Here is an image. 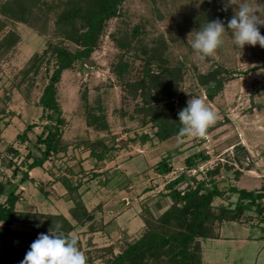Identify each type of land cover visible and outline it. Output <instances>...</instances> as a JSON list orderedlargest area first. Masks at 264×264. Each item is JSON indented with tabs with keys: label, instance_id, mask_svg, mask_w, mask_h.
Wrapping results in <instances>:
<instances>
[{
	"label": "rangeland",
	"instance_id": "1",
	"mask_svg": "<svg viewBox=\"0 0 264 264\" xmlns=\"http://www.w3.org/2000/svg\"><path fill=\"white\" fill-rule=\"evenodd\" d=\"M240 2L244 0H236ZM246 2L257 15L264 16V0ZM237 9L238 5L228 0H122L117 15L103 21V31L90 57L64 70L56 84L65 119L61 143L66 149L52 155L41 168L30 170L31 179L24 183L19 181V170L13 174V167L24 169L20 162L28 152L39 155L34 142L46 121L40 118L42 108L37 102L52 71V64L45 61L37 70H28L31 58L49 41L70 49L76 45L54 33L53 19L60 8L52 7V0L44 4L37 29L0 10L4 22L0 42L9 32L15 34V41L7 49L0 46V182L6 190L11 187L8 180L17 185L16 210L62 215L73 224L67 235H78V247L87 256V264H111V258L127 242H134L143 233L145 220L155 222L168 208L171 199L165 185L181 172L196 180L208 179L207 170L218 167L213 180L223 195L213 198L214 207H234L238 196L230 192L233 186L264 192V48L246 44L242 49L234 44L227 23ZM220 10L224 15H218ZM207 12L213 20L224 22L226 30L224 43L215 55L201 57L188 41L207 21H213L206 19ZM258 27L263 35L264 25ZM124 34L129 42L127 49L117 43ZM154 50L162 65L179 69L175 102L182 99L187 105L191 96L199 97L217 114L205 137L159 140L154 123L140 111L139 92L133 94L123 85L124 80L141 78L144 60ZM120 58L128 62L123 80L112 71ZM155 60L152 66L156 70L159 62ZM216 69L225 80L222 89L210 98L198 76ZM98 105L107 123L103 130L87 124L89 113H99ZM31 123L36 126L28 131V140L20 142L17 134ZM141 134L149 138L142 142ZM97 138L107 146L102 161H96L89 154V146L80 143ZM197 152L207 154L209 159L186 169L185 158ZM164 157L170 158L172 170L159 174L155 166ZM9 160L15 165L8 166ZM63 177L73 185L79 184L76 192L63 187ZM72 197H79L89 215L81 223L71 213L75 206ZM259 203L264 207V198ZM263 214L253 208L243 211L235 221L215 223L219 238L200 240L202 263L264 264ZM31 224L17 221L11 227L31 230ZM19 250L13 252L21 260L25 253Z\"/></svg>",
	"mask_w": 264,
	"mask_h": 264
},
{
	"label": "trees",
	"instance_id": "2",
	"mask_svg": "<svg viewBox=\"0 0 264 264\" xmlns=\"http://www.w3.org/2000/svg\"><path fill=\"white\" fill-rule=\"evenodd\" d=\"M122 0H52V7L60 8L55 12L54 22L57 35L62 40H66L76 48L69 47L59 43H47V47L40 53L34 54L28 70H37L43 61L52 64V71L47 83L44 85L38 106L42 108L41 119L46 123L42 125L41 132L37 135L34 142L39 151V155L28 152L21 160L24 169L19 166L13 167V174L19 170L21 173L20 182L31 179L29 171L35 168H41L43 164L66 149L65 144L61 143L63 126L65 119L62 114L60 104L57 99L56 84L60 80L61 73L71 68L75 62L83 61L90 57L97 46L98 38L103 31V21L114 17L118 13V6ZM47 0H4L0 4L1 13L8 15L29 26L36 28V22L43 13L44 4ZM218 15H222L220 10ZM207 20H213V16H208ZM224 15V14H223ZM45 16V15H44ZM40 19V18H39ZM46 23V20H43ZM4 26L3 20H0V29ZM138 31L137 27L134 29ZM263 35H264V29ZM127 34L117 40L120 47L128 48L129 42ZM15 34L9 32L0 42V46L7 49L14 41ZM158 52L151 53L144 60L142 76L137 81L124 80L123 85L131 90L133 94L139 92L142 104L140 111L148 117L149 122H153L156 131L155 136L163 141L172 136H179V129L182 127L178 121V112L186 107L184 100L177 102L173 99V94L177 91V84L180 80L179 69H168L162 65V60ZM157 59L156 70L152 66V61ZM156 61V60H155ZM128 70V62L120 58L112 67V71L119 79H124ZM225 72V70H224ZM220 70L208 72L198 76V82L204 86L208 97H212L222 89L225 77L219 76ZM98 114L87 115V124L97 130L107 128L105 116L101 107L98 105ZM36 124H28L22 133L17 134L20 142L28 140L27 133ZM149 138L146 134H141L139 139L145 141ZM80 143L87 144L89 154L102 161L106 158L107 146L102 138L93 141L81 140ZM100 147L98 150L97 148ZM9 149V148H8ZM12 150V149H10ZM14 155H18L16 150ZM209 156L202 152L188 155L185 160V168L191 169L199 163L207 161ZM15 165L9 160L8 166ZM159 174H167L172 170L169 157L159 160L155 166ZM218 167L207 170L209 178L196 180L194 176H187L181 172L175 178L169 180L165 185L168 190V196L171 204L161 215L151 222L145 220V230L134 242H127L118 254H115L111 264H203L201 259L200 240L208 238H219L214 226L215 223L223 221L237 220L243 211L254 210L262 215L264 207L259 201L264 198V192L245 190L242 188L230 187V192L237 194V201L234 207L212 205L214 197H221L222 191L218 189L213 180ZM11 185L6 190L4 183L0 182V264H20L24 259L18 260V256L13 252L15 248L20 249L21 253L30 250L31 243L37 239L39 233H48L49 229L55 227L53 222L61 224L60 231L66 235L73 229V224L62 215L43 214L40 212H19L16 210V203L19 199L17 185L7 182ZM185 183L184 189L178 186ZM209 183L211 186L207 187ZM61 184L68 192H76L79 184L73 185L70 179L63 177ZM75 206L72 210L73 218L77 223H81L84 218H88L86 209L79 199L72 197ZM17 221L32 223L31 230H22L12 228V224ZM264 222V214L260 217ZM22 248V249H21ZM110 249V248H108Z\"/></svg>",
	"mask_w": 264,
	"mask_h": 264
},
{
	"label": "clouds",
	"instance_id": "3",
	"mask_svg": "<svg viewBox=\"0 0 264 264\" xmlns=\"http://www.w3.org/2000/svg\"><path fill=\"white\" fill-rule=\"evenodd\" d=\"M230 4L238 5L235 15L228 20L227 29H230L234 44L239 48L244 46L260 45L264 48V35L261 34L258 25H264V16L257 15V10L249 3H236V0H228ZM225 25L219 18L205 25L196 32L194 39L189 40L192 50L201 57H212L223 43ZM179 129L181 136L203 138L209 127L214 125L217 114L206 102L199 97H192L187 101V106L178 112ZM54 228L48 233H39L25 254L20 264H87V256L78 247L77 234L66 235L60 231L61 224L53 222Z\"/></svg>",
	"mask_w": 264,
	"mask_h": 264
}]
</instances>
